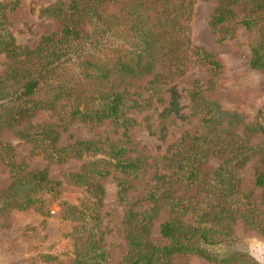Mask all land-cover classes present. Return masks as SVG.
Returning <instances> with one entry per match:
<instances>
[{
	"label": "trees",
	"instance_id": "16d2710c",
	"mask_svg": "<svg viewBox=\"0 0 264 264\" xmlns=\"http://www.w3.org/2000/svg\"><path fill=\"white\" fill-rule=\"evenodd\" d=\"M208 16L207 24L217 32L224 23L234 21L245 30H258V37L249 45L251 68L264 75V0H218ZM242 2L241 15L231 6ZM196 0H61L42 8L56 19V31L42 35L32 49L20 48L10 34L4 11L13 5L0 1V53L10 58L3 81L11 79L15 88L5 95L6 111L2 120L6 128L27 122L35 113L46 111L56 121L30 125L17 130L19 137L30 142L31 152L41 155L47 163H61L71 158L98 155L83 160L80 169L67 173V178L82 186L83 200L77 204L59 198L60 180L51 179L47 167L28 169L23 161L14 159L13 147L0 139V162L9 174L8 205L18 209L33 206L42 216L50 215L48 205L54 201L64 219L76 226L68 235L71 257L66 264H107L106 250L94 239L99 222L98 209L104 188L101 179L113 171L135 173L140 159L127 155L123 145L98 143L93 139H77L67 133V142L59 143L60 132L79 122L96 126L105 121L115 127H126L128 87L151 75L146 84L163 103L161 87L181 75L189 64H199L217 72L219 60L205 48L193 44L190 20ZM223 36H218V40ZM12 83H10L11 85ZM168 99L163 112L178 108V93L167 87ZM9 95V96H8ZM196 126L184 130L173 144L170 154L172 174L187 184L203 186L205 200L190 210V218L182 211L190 205L189 198L173 197L170 192L156 195L149 190L151 203L146 212H128L134 221L127 232V251L118 264H170L176 255L195 254L217 264H259L246 250L234 245L230 232L232 214L239 215L247 226L264 237V225L247 195L238 188L235 170L254 156L261 170L253 174V185L260 187L264 197V137L257 143L249 139L264 133V109L258 108L243 133L232 127L238 115L220 109L207 100L196 86L186 90ZM9 97V99L7 98ZM220 158L210 172L200 169L208 154ZM118 199L125 200L127 186L117 180ZM157 187V186H156ZM166 207L169 215L158 224L161 241L147 238L149 221L158 208ZM180 209V211H179ZM84 235L80 240V236ZM219 245L218 248L209 246ZM44 261L58 263L55 255L43 254Z\"/></svg>",
	"mask_w": 264,
	"mask_h": 264
},
{
	"label": "rangeland",
	"instance_id": "374dc122",
	"mask_svg": "<svg viewBox=\"0 0 264 264\" xmlns=\"http://www.w3.org/2000/svg\"><path fill=\"white\" fill-rule=\"evenodd\" d=\"M11 2L6 7L4 18L14 42L20 48L32 49L40 36L57 30L55 18L42 12V8L57 0H0ZM65 6L67 0H61ZM220 5L218 0H196L190 20V38L193 44L205 48L215 55L220 62V69L211 72L199 64H189L185 71L174 77L161 88L163 103L156 101L155 94L146 84L151 75L134 82L128 87L127 110L125 116L130 118L126 127H115L105 121L99 125H84L71 122L65 132H60L59 143L67 142V133L77 139H93L98 143L123 145L127 155L140 159L141 166L135 173L113 171L101 179L104 188L102 204L98 209L99 222L96 225L94 239L106 250L107 264H118L127 251V232L132 229L134 221L128 219V212L140 214L146 212L151 205L146 200L149 190H157L156 195L170 192L171 196L189 198L190 205L183 211V218H190V210L196 203L205 200L207 190L203 186L187 184L177 180L172 174L173 167L170 154L184 130L196 126L198 116L192 113L186 90L196 86L209 101L220 109L234 112L238 122L232 127L234 133H243L244 126L253 120L258 108L264 109V75L251 68L249 61V45L258 37L259 31L245 30L230 21L223 24L217 32H212L207 24L208 16ZM242 2L235 3L231 9L241 15ZM264 6V3H263ZM218 36L223 39L218 40ZM13 61L0 53V139L13 147L14 159L23 161L28 169L47 167L49 177L61 181L59 198L71 204L83 200L85 192L67 178V173L80 169L83 160L94 159L98 155L71 158L61 163H47L39 154L31 152L30 142L18 136L17 130L30 125L55 122L53 114L46 111L35 113L27 122H21L14 128H6L3 117L6 111L5 95L15 88L11 79L3 81L8 66ZM10 83H12L10 85ZM174 86L178 93V108L173 112H163L168 99L167 87ZM9 96V95H8ZM9 99V97H7ZM264 133L257 132L249 139L258 142ZM220 162L215 154H208L200 164L203 171H213ZM261 170L256 156L245 160L237 166L235 175L238 188L244 192L258 214L260 224L264 225V197L260 187L253 185V174ZM124 180L127 186L125 200L118 199L117 180ZM10 178L7 169L0 162V264H58L44 261L43 254L56 256L60 264H66L71 257V241L69 233L76 223L66 220L61 215V208L56 201L48 205L50 215L42 221V216L33 207L18 209L8 205L7 187ZM157 186V187H156ZM180 211V209H179ZM169 210L160 207L149 221L147 238L151 242L161 241L157 229L158 224L166 219ZM230 232L235 241L230 247L237 245L246 250L259 264H264V237L250 226H247L237 214H232ZM189 220V219H188ZM84 235L80 236L82 240ZM162 242V241H161ZM218 248L219 245L209 246ZM170 264H217L204 260L195 254L176 255Z\"/></svg>",
	"mask_w": 264,
	"mask_h": 264
}]
</instances>
